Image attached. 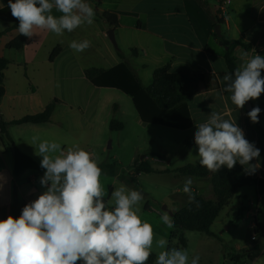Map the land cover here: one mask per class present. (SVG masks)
<instances>
[{"label":"crops","instance_id":"crops-1","mask_svg":"<svg viewBox=\"0 0 264 264\" xmlns=\"http://www.w3.org/2000/svg\"><path fill=\"white\" fill-rule=\"evenodd\" d=\"M221 1L207 0V8H205L198 0H95L92 7L96 19L92 25L84 24L71 33L65 31L61 36L48 30L36 29V35L29 38L26 46L20 51L6 47L10 41L19 36L17 29L6 31L0 37V47L4 45V50L0 49V57L9 60L3 81L5 95L0 104V119L7 122L20 120L42 112L54 99L64 100L53 88L57 82L56 77L61 78L64 75L74 84L81 82L86 91L80 106L75 107L61 101L49 123L10 125L7 132L15 145L40 163L42 157L35 154L36 150L32 146L33 137L39 138L37 144L44 140L55 141L66 149L72 145L73 140L75 142L77 133L80 132L85 138L90 136L100 122L98 108L103 109V105L100 104L104 92L117 89L91 84L85 76V70L112 68L123 61L119 56V53H122L145 86L152 83L156 69L168 64L171 66V71L176 73L216 74L219 88L195 96L188 104L193 127L187 131L193 130L195 133L196 123L206 122L211 111L221 113L226 119L235 121L243 130L245 138L260 149V155L262 152L261 167L252 175L264 178L263 141L248 117L245 106L242 109L236 108L231 103L230 94L224 93L225 98L221 99L223 75L227 73L224 62V53L227 49L213 35L214 20L218 17ZM7 6L8 0H0V10ZM96 11L116 14L119 19V25L114 29L120 48L113 49L106 40H103L105 53L100 56L99 65L88 63L94 56L89 49L75 52L69 47L73 40H85L82 34L86 30L85 25L92 33L96 26L100 29L103 39L108 37L106 34L111 27L97 16ZM226 13L225 23L221 26L222 36L252 45L249 50L239 45L235 47L238 67L242 63L241 50L248 52L249 57L256 53L264 56V0H233ZM52 14L56 17L61 15L55 8ZM100 23L105 25V29ZM11 26V23L0 20L1 32ZM58 46L61 52L51 60V54ZM93 47L97 49L95 44ZM261 74L264 77V70ZM95 95H97L96 107L89 108L88 101L95 98ZM259 98L263 105L264 93ZM106 100L107 97L103 102ZM250 102L252 104L251 100ZM118 106L121 108L120 105ZM252 106L255 107L253 104ZM79 114L85 115V125H81L80 128ZM107 122L109 125L110 121ZM12 156V149L7 146L5 139L0 137V184L3 185L0 188V219H6L10 215V206L15 193L24 189L15 182ZM251 163L255 164L256 160ZM30 179L34 180V175H31ZM191 188L193 192L198 193L196 185H191ZM34 192H36L35 188L25 196L27 203H30V195ZM258 212L254 219L258 220Z\"/></svg>","mask_w":264,"mask_h":264},{"label":"clouds","instance_id":"clouds-1","mask_svg":"<svg viewBox=\"0 0 264 264\" xmlns=\"http://www.w3.org/2000/svg\"><path fill=\"white\" fill-rule=\"evenodd\" d=\"M11 15L19 21L20 35L32 38L36 29L61 36L84 24L92 25L95 11L86 0H8ZM60 12L56 17L53 9ZM90 40L70 42L75 52L91 47ZM255 52V50L253 49ZM256 53V52H255ZM242 63L223 75V93L242 109L246 102L264 93V56L241 50ZM261 109L248 113L252 123L259 122ZM194 142L198 146L199 165L216 174L222 166L231 170L239 163L245 174H254L260 167V149L245 138L235 121L211 111L203 123H196ZM35 154L42 157L45 169L40 184L46 189L37 199L26 204L21 215L0 219V264H147L154 242V230L142 220L138 207L144 201L138 189L121 184L110 197L101 183L102 169L93 154L78 145L62 148L55 141H36ZM256 163H251L253 160ZM193 180L184 181L183 192L190 206L199 207L192 191ZM3 185L0 184V188ZM162 223L174 228L169 211L161 215ZM166 239L156 241L164 249ZM193 256L190 264H199ZM155 264H189L186 251L168 248L161 251Z\"/></svg>","mask_w":264,"mask_h":264},{"label":"rangeland","instance_id":"rangeland-1","mask_svg":"<svg viewBox=\"0 0 264 264\" xmlns=\"http://www.w3.org/2000/svg\"><path fill=\"white\" fill-rule=\"evenodd\" d=\"M96 19V15L94 16ZM102 24V23H100ZM105 29V25L102 24ZM85 32L82 33L85 39L91 41V51L94 56L90 64L99 65V60L105 53L103 40L113 49H119L117 36V47L108 37L103 39L100 35V29L96 28L92 33L90 28L85 25ZM81 33V30H79ZM78 33V34H79ZM93 44L97 47L94 49ZM0 49L4 50V45ZM60 80V82H59ZM53 86L55 93L62 97V102L72 104L77 107L83 103L85 98V87L81 82L74 84L73 81L67 80L64 75L56 77ZM104 92L101 98L103 109H99L100 122L91 135L85 138L80 132L75 142L72 141V147L78 145L80 148L93 154V159L98 164L104 162L117 164V175H101V183L110 197V188L119 187L121 184L128 188L138 189L144 195V201L138 205L141 211L139 215L142 220L150 223L154 230V242L152 252L158 256L161 251H165L172 244V248H179L187 252L189 264L193 256L200 257L199 264H228L233 252L252 249L259 245L260 249L255 252L252 259L247 258L246 262L241 264H264V236L258 235L254 228L259 224L264 230V194H260L255 187H242L236 191L228 207H225L221 214L212 225L214 236H208L199 232H185L188 246L183 249L179 247V239L171 238L172 229H168L161 221V215L166 206L170 211L178 209L182 201L187 198L183 192L184 181L188 177L179 176L175 170L188 164L199 162L198 146L195 145L189 150L185 148V142L194 139V131L178 130L162 125L145 124L140 121L131 98L118 90ZM95 98H91L89 108L96 107ZM107 97V100L105 98ZM255 107L262 108L261 98L251 100ZM120 105L121 108L118 106ZM261 122L264 127V111L260 112ZM63 118V117H62ZM64 119V118H63ZM112 119L118 120L125 125L122 131H111L107 121ZM64 122V120H63ZM85 125V115H78V127ZM263 141V140H262ZM262 146V145H261ZM264 146V141H263ZM67 147V148H68ZM261 147V151H262ZM264 151V149H263ZM147 156L155 171L152 173H137L134 171V165L140 161L143 156ZM150 156V157H149ZM263 162L262 152L260 155ZM38 163V162H37ZM40 166V163H38ZM170 172H164L168 170ZM45 169L29 170L28 173L16 178L17 184L24 189L18 191V196L25 199V196L35 188L30 195V202L37 199L38 196L46 189L40 184V178L43 176ZM34 175L35 179L31 180L30 176ZM192 185L197 186L199 194L212 198L210 180L207 178H194ZM243 219L233 225L240 211ZM259 211V212H258ZM258 212V220L256 215ZM255 215V216H252ZM254 224V225H253ZM256 238L252 240L251 237ZM166 239L168 245L161 249L156 246V241ZM156 260V259H155Z\"/></svg>","mask_w":264,"mask_h":264},{"label":"trees","instance_id":"trees-1","mask_svg":"<svg viewBox=\"0 0 264 264\" xmlns=\"http://www.w3.org/2000/svg\"><path fill=\"white\" fill-rule=\"evenodd\" d=\"M201 5L207 8V0H198ZM97 16L111 28H116L119 25V19L116 14L110 12L98 13ZM0 20L11 23L12 26L5 31H0V37L10 31L17 29L19 21L11 15L10 9L5 7L0 10ZM214 27L217 25L223 26L224 21L220 18H215ZM216 37V33H213ZM221 43L228 49L224 53V62L226 64L227 73L233 72L237 67V57L235 55V47L242 46L246 50L251 49L252 45L243 42L242 40H229L221 36ZM264 38V29H263ZM29 38L20 35L10 41L6 47L9 49L20 51L28 43ZM61 48L56 47L50 59L59 55ZM135 53V52H133ZM123 61L109 69L89 68L85 70L86 78L91 84L98 87L114 88L128 95L135 107L141 122L145 124L162 125L178 130H187L193 127L191 121L188 104L193 98L199 94L217 90L220 86L216 74L213 73H176L171 71L170 64L158 68L153 73V80L149 86L143 85L139 76L134 72L125 56L119 53ZM9 66V60L0 57V104L5 95L4 75L5 70ZM61 103L59 99H54L45 109L34 115L26 116L20 120L7 122L0 119V137L5 139L7 146L13 151L14 167L13 175L15 178L23 176L27 170H40L39 164L30 156L23 153L14 143V140L9 135L8 127L12 124H34L40 125L49 123L56 110V107ZM260 138L264 141V127L259 114V122L253 123ZM111 131H122L124 124L118 120L112 119L109 123ZM196 131V128H195ZM194 139L185 142L186 150L195 146ZM147 156L136 162L134 171L137 173H152L155 171L154 166L147 160ZM150 157V156H149ZM102 169V175H117V164L104 162L98 164ZM164 172H170L169 169ZM181 177L207 178L210 180V187L213 197L208 198L197 192H193L196 200L199 202V207L190 206L187 203V198L182 201V205L178 209L172 210L174 216V230L171 238L179 239V247L187 248L188 242L184 233L199 232L208 236H214L211 228L216 219L221 214L225 207H228L236 191L242 187L250 186L258 189L260 194H264V178H258L252 174H245L244 167L237 163L233 169L229 170L226 166H222L216 173H209L205 168L199 165V162L188 164L175 170ZM112 191V188H110ZM106 199V198H105ZM107 200V199H106ZM28 204L25 199L20 198L17 193L14 195L13 203L10 206V215L18 218L21 215L23 207ZM237 218L233 221L236 225L243 219V214L238 211ZM254 231L260 236H264V230L258 224ZM256 239V238H255ZM172 248V244L169 245ZM260 246H254L252 249H244L233 252L230 256L228 264H241L246 262L247 258L252 259V256ZM156 255L152 252L147 264H155ZM81 264V262H77Z\"/></svg>","mask_w":264,"mask_h":264},{"label":"water","instance_id":"water-1","mask_svg":"<svg viewBox=\"0 0 264 264\" xmlns=\"http://www.w3.org/2000/svg\"><path fill=\"white\" fill-rule=\"evenodd\" d=\"M215 33L217 35L216 37L218 38L219 43L222 44L221 43V38H222L221 37L222 36L221 25H217L215 27ZM114 34H115V29L114 28H110L107 31V34L106 35L108 36V38L110 39V41L117 47V41L115 39V35ZM226 49H228V48L226 47ZM252 108H253V106H252L251 102L250 101L246 102L245 109L247 110V112H249ZM261 109H262V111H264V105L262 106ZM142 159H143V157H142ZM163 210L169 211L170 214H171V216L172 217L174 216V212L173 211H170L166 206L163 207Z\"/></svg>","mask_w":264,"mask_h":264},{"label":"built area","instance_id":"built-area-1","mask_svg":"<svg viewBox=\"0 0 264 264\" xmlns=\"http://www.w3.org/2000/svg\"><path fill=\"white\" fill-rule=\"evenodd\" d=\"M233 0H222L221 1V4H220V7H219V13H218V18L222 19L225 23V17L227 15V11H228V7L230 6V4L232 3ZM86 2L89 4V5H93L95 0H86ZM263 94V93H262ZM261 94V95H262ZM260 95V96H261ZM252 240H255L254 236L251 237ZM246 264V263H245Z\"/></svg>","mask_w":264,"mask_h":264}]
</instances>
